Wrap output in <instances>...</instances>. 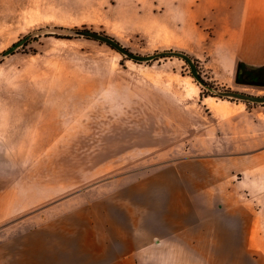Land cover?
Masks as SVG:
<instances>
[{
    "label": "rangeland",
    "instance_id": "374dc122",
    "mask_svg": "<svg viewBox=\"0 0 264 264\" xmlns=\"http://www.w3.org/2000/svg\"><path fill=\"white\" fill-rule=\"evenodd\" d=\"M178 6L174 0H0V55L30 36L0 56V134L12 119L20 132L19 168L0 170L9 214L0 223V264H74L58 256L53 234L66 208L78 207V192L210 153L215 107L245 102L219 91L264 96V68L245 71L253 84L237 82V70L219 72L208 35ZM77 29L109 35L137 54L184 52L203 82L181 57L135 61ZM28 119L34 136L22 133ZM44 220L52 233L47 244L34 232Z\"/></svg>",
    "mask_w": 264,
    "mask_h": 264
},
{
    "label": "crops",
    "instance_id": "0c3cea01",
    "mask_svg": "<svg viewBox=\"0 0 264 264\" xmlns=\"http://www.w3.org/2000/svg\"><path fill=\"white\" fill-rule=\"evenodd\" d=\"M174 1L208 35L219 72L264 68V0ZM225 107L214 110L210 153L78 192V207L66 208L53 234L58 256L74 264H264V106ZM33 122L25 136H34ZM2 127L10 150L0 151V170L18 169V119ZM2 184L1 173L0 223L9 215ZM34 229L49 243L46 220Z\"/></svg>",
    "mask_w": 264,
    "mask_h": 264
},
{
    "label": "water",
    "instance_id": "95a60500",
    "mask_svg": "<svg viewBox=\"0 0 264 264\" xmlns=\"http://www.w3.org/2000/svg\"><path fill=\"white\" fill-rule=\"evenodd\" d=\"M73 32L76 35H81V36H85L86 38H91L94 40L105 42L108 45H110L111 47H113L116 50H118L119 52H121L122 54L126 55L128 58L133 59L135 61H147V60H150V59H153L156 57H163V56L181 57V58L185 59L189 63V65L191 66L193 76L197 80H199L200 82H203V80H202V78H201V76H200V74L196 68L194 61L192 60V58L188 54H186L184 52L169 50V51L158 52L156 54H151V55L137 54V53L130 51L128 48L123 46L120 42H118L116 39H114L113 37H111L109 35H106V34H103V33H100V32L94 31V30H90V29H79V30L77 29V30H74ZM29 37H30L29 35L25 36L20 41L16 42L11 47H9L7 50H5L0 56L5 57V56L12 54L19 47L23 46ZM236 80L239 83L253 84V82L251 80H248L245 78V68L243 65H239L237 68ZM219 94L224 95V96H230V97L246 100V101L264 102V96L251 95V94H247V93H243V92L219 91Z\"/></svg>",
    "mask_w": 264,
    "mask_h": 264
},
{
    "label": "trees",
    "instance_id": "16d2710c",
    "mask_svg": "<svg viewBox=\"0 0 264 264\" xmlns=\"http://www.w3.org/2000/svg\"><path fill=\"white\" fill-rule=\"evenodd\" d=\"M262 68H258V71H260ZM249 71V68H246V75H247V72ZM247 78V76H246Z\"/></svg>",
    "mask_w": 264,
    "mask_h": 264
}]
</instances>
